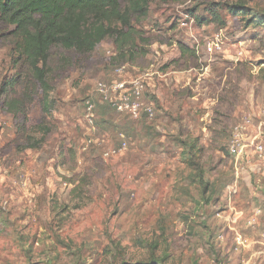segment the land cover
I'll list each match as a JSON object with an SVG mask.
<instances>
[{"label":"clouds","instance_id":"obj_1","mask_svg":"<svg viewBox=\"0 0 264 264\" xmlns=\"http://www.w3.org/2000/svg\"><path fill=\"white\" fill-rule=\"evenodd\" d=\"M0 264H264V0H0Z\"/></svg>","mask_w":264,"mask_h":264}]
</instances>
